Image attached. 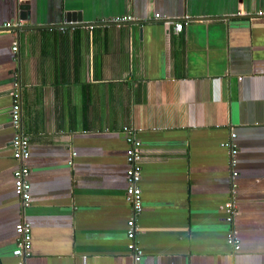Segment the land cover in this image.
Here are the masks:
<instances>
[{
  "label": "crops",
  "instance_id": "crops-1",
  "mask_svg": "<svg viewBox=\"0 0 264 264\" xmlns=\"http://www.w3.org/2000/svg\"><path fill=\"white\" fill-rule=\"evenodd\" d=\"M261 11L264 0H0V21L22 24L0 30V264H135L125 128L144 150L140 264H264ZM16 78L29 208L14 189ZM21 222L29 258L14 256Z\"/></svg>",
  "mask_w": 264,
  "mask_h": 264
},
{
  "label": "built area",
  "instance_id": "built-area-1",
  "mask_svg": "<svg viewBox=\"0 0 264 264\" xmlns=\"http://www.w3.org/2000/svg\"><path fill=\"white\" fill-rule=\"evenodd\" d=\"M259 15H264L261 11ZM160 18V15H156ZM133 20L130 16L115 18L112 22L121 24L128 23ZM22 24L13 21H0V30L8 31L13 28H20ZM185 25L181 22L175 24V30L180 33L184 30ZM64 27L61 28L63 30ZM18 43L14 44L13 52H18ZM10 96L12 98L11 107V126L15 130V135L12 140V148L14 158L19 162V167L14 172V189L16 195L21 199L23 208H29L32 203V185L30 182V168L26 165V162L30 159V138L23 132L22 129V88L19 80L16 78L13 82ZM127 134V141L129 143V150L127 152V192L126 202L131 208V218L127 223V238L130 242L129 249L133 256L135 264H140L144 251L138 240L140 235V227L138 225L137 218L142 214L144 210V199L141 182L143 179L142 162H143V145L135 137L134 133L125 128ZM236 135H232L231 141L224 144V147L231 152V164L235 166L237 163L236 157L238 155V145L235 143ZM238 176L237 172H233V177ZM234 202H229L225 206L226 221L232 224L237 213ZM17 241L16 249L14 250V256L19 258H29L32 255V226L30 223L21 222L16 226ZM228 245L234 252H238L241 249V241L236 231H231L227 240Z\"/></svg>",
  "mask_w": 264,
  "mask_h": 264
},
{
  "label": "water",
  "instance_id": "water-1",
  "mask_svg": "<svg viewBox=\"0 0 264 264\" xmlns=\"http://www.w3.org/2000/svg\"><path fill=\"white\" fill-rule=\"evenodd\" d=\"M18 10V9H17ZM19 10L21 11V14H20V17H22L23 15H24V10H26L25 9V7H23V6H20V8H19ZM11 11V10H10ZM75 15H77V18H78V15H80V14H68V17L71 19V17H73V19L75 18ZM79 19H81L80 17H79ZM79 21H82V20H79Z\"/></svg>",
  "mask_w": 264,
  "mask_h": 264
}]
</instances>
